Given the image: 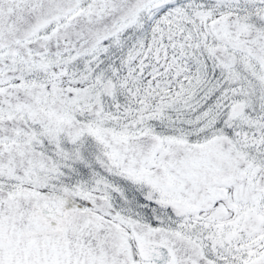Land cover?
<instances>
[{
  "label": "snow or ice",
  "instance_id": "snow-or-ice-1",
  "mask_svg": "<svg viewBox=\"0 0 264 264\" xmlns=\"http://www.w3.org/2000/svg\"><path fill=\"white\" fill-rule=\"evenodd\" d=\"M0 264H264V0H0Z\"/></svg>",
  "mask_w": 264,
  "mask_h": 264
}]
</instances>
